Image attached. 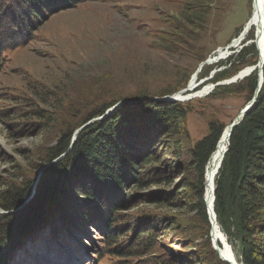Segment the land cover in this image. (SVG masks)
<instances>
[{
    "label": "trees",
    "instance_id": "obj_1",
    "mask_svg": "<svg viewBox=\"0 0 264 264\" xmlns=\"http://www.w3.org/2000/svg\"><path fill=\"white\" fill-rule=\"evenodd\" d=\"M88 1L94 0H0V66L8 61L5 52L33 41L49 15ZM248 3L250 5L251 0ZM249 54L255 59L244 60L243 51L235 58L231 56L216 64L215 67L221 68L208 82L230 78L244 66L256 64L258 54L254 43ZM209 67L206 64L202 66L198 80L206 76ZM256 82L257 68L235 83L214 88L219 92L248 91L251 99ZM38 92L43 99L47 98L44 90ZM211 92L207 96L214 94ZM143 95L137 92L132 96L103 99L93 106L87 103L90 107L82 113L80 111L85 106L77 110L73 107L71 111H65L68 118L75 120L65 124L61 115L58 116L59 112H63L60 106L54 109L58 112L53 114L43 113L39 108L30 109L42 125L56 124L52 131L54 136L48 140H52L53 144L46 141L31 152L28 167H20L15 177L5 181V187L0 192V208L6 211L0 213V246L3 249L0 264H7L14 248L45 223L55 219L66 229L79 233H82L80 226H93L101 233V240L108 247L109 254L117 259L131 257V251L135 250L139 264H228L219 258L212 246L203 200L205 165L226 125L210 120L207 133L190 142L186 124L189 103L185 100L186 103L149 99ZM118 100L123 103L105 118L95 119L75 133L72 142L78 128L103 115ZM162 142L172 145L173 149L167 150L182 164L176 171L171 164L166 168L165 164L160 167L152 165L149 171L143 170L159 161L153 154ZM63 153V158L44 169L36 178L40 166ZM183 171H193V180L179 175ZM175 175L181 180V186L189 191L190 209L195 211V218L202 224V233H193L194 220L184 223L170 216L163 222L171 224L172 233L181 229V233L188 232L191 239H196L197 245H201L194 251L187 246L183 250L177 249L166 259L163 254L143 256L154 251L159 236L150 228L152 219L137 216L142 219L140 222H129L127 217L130 214L122 211L130 208L131 199L124 191L129 190L127 186L130 183L135 189L151 184H163L165 188L176 186L175 189H178L179 183H173ZM214 184L216 220L236 260L241 264H264V79L254 106L229 138ZM176 192L163 193L173 198ZM168 226L166 229H169ZM121 240H124V245ZM204 246H207V251ZM169 249L167 247L166 250ZM102 251L97 250V253Z\"/></svg>",
    "mask_w": 264,
    "mask_h": 264
},
{
    "label": "rangeland",
    "instance_id": "obj_2",
    "mask_svg": "<svg viewBox=\"0 0 264 264\" xmlns=\"http://www.w3.org/2000/svg\"><path fill=\"white\" fill-rule=\"evenodd\" d=\"M249 14L248 0H94L49 15L33 41L5 52L8 61L0 66V192L5 181L29 164L31 152L54 136L56 124L42 125L30 109L53 114L60 106L63 112L58 116L65 124L75 120L68 118L65 110L85 106L82 113L89 104L93 106L113 96L140 92L149 99L160 98L184 89L195 79L199 64L209 58L206 76L193 79L194 83L200 82L195 92L204 84L230 79L234 75L208 82L214 70L221 68L215 65L223 60L235 58L243 51L244 60L254 58L249 54L251 43L231 49L225 58L215 59L221 56L220 47L238 36ZM37 88L47 93L46 99ZM212 92L185 100L190 108L186 123L190 142L207 133L210 120L230 123L251 100L248 91L219 92L214 88ZM167 149L172 150V145L160 143L153 154L159 161L143 170L171 164L176 171L182 162ZM180 174L193 180V171ZM173 183H179L178 189L165 188L163 184L135 189L130 183L129 190L124 191L131 205L122 213L130 214L127 218L132 224L142 220L137 216L152 219L150 228L159 236L154 251L143 256L163 254L166 259L177 249L187 246L194 251L201 245L188 232L181 233V229L172 233L171 224L163 222L170 216L184 223L194 220L193 233H202V224L190 209L189 191L181 186L177 175ZM175 190L173 198L163 193ZM164 194L167 197H161ZM80 228L82 233L66 229L58 219L50 220L14 248L7 264H139L135 250L131 257L117 259L109 254L101 233L93 226ZM204 249L207 251V246ZM97 250L103 251L98 254Z\"/></svg>",
    "mask_w": 264,
    "mask_h": 264
},
{
    "label": "bare ground",
    "instance_id": "obj_3",
    "mask_svg": "<svg viewBox=\"0 0 264 264\" xmlns=\"http://www.w3.org/2000/svg\"><path fill=\"white\" fill-rule=\"evenodd\" d=\"M263 7H264V0H251L250 14L248 16V19L246 20V22L242 26L240 32L238 33V36L235 39H233L224 48L220 47L221 51L219 50L218 52H220L221 56L216 57L215 59L225 58L230 53L231 49L240 48V47L242 48V46L244 44L249 45L251 43L255 44V46L257 48V54H258V56H260V59L264 58L262 41L260 38L261 22H262V17H263ZM251 34H252V36L250 38H247V36L251 35ZM208 60L211 61V58H209ZM257 62H258V60H257ZM252 66L253 65L244 66L239 72H237L235 74L237 76L234 75L235 77H233L231 79H227V80L223 81L222 83H228L231 80L237 81L239 78H241L245 75H248ZM193 79L194 78H192L190 81V84H191L190 86L194 85ZM202 86H203V88L201 87L202 89L200 88L196 92L194 89H192L190 92H186L184 94H179L177 92V93H175V96L181 97L182 95H186V94L188 95V94L196 93L197 96H195V97H203V96L209 94L214 88V84H211V83H209V84L207 83V84H204ZM228 124H226V125H228ZM226 131H227V129L225 130V132ZM226 137L227 136L225 133L224 136L219 140L218 146L213 150L214 152H213L212 156L210 157L208 163L205 165V169H204V180H205L204 198L206 199L207 202H210L211 197H212V186H213V181L215 180L216 169H217L218 163L221 160V156L225 150V147L227 145V138ZM210 228H211V226H210ZM211 231L213 233V237L216 238V240H217L218 246L220 247V250H221L220 251L221 254H223L224 256L230 254L228 246L226 245V242L224 241L223 234H221L222 233L221 229L220 228L216 229V227H215Z\"/></svg>",
    "mask_w": 264,
    "mask_h": 264
},
{
    "label": "water",
    "instance_id": "obj_4",
    "mask_svg": "<svg viewBox=\"0 0 264 264\" xmlns=\"http://www.w3.org/2000/svg\"><path fill=\"white\" fill-rule=\"evenodd\" d=\"M260 38H261V41H262V48H263V51H264V7H263V17H262V22H261V34H260ZM210 61L208 59L202 61L199 66L197 67L195 73H194V81L197 79V75L198 73L200 72L201 68L203 65L205 64H209ZM263 65H264V58L263 59H260V56H258V62L256 64H254L252 67H251V70L250 72L248 73V75L257 68V82H256V87H255V90H254V93H253V96L251 98V100L244 106L242 107L238 114L234 117V119H232L230 121V123L228 125H226L221 133V136L219 137L216 145H215V148L218 146V143H219V140L224 136V134L226 133V138H227V145L225 147V150L221 156V160L220 162L218 163V166H217V169H216V173L219 169V167L221 166V162L223 160V156H224V153L227 151V147H228V142H229V138L234 130V128L241 122V120L243 119V117L252 109V107L254 106V103L257 99V96H258V93L261 89V86H262V83H263ZM216 70H214L215 72ZM213 72V74H214ZM212 74V75H213ZM211 75V76H212ZM248 75H245L241 78H239L238 80H241L242 78L248 76ZM237 76V75H235ZM233 76V77H235ZM232 77V78H233ZM231 79V78H230ZM237 81L235 80H231L230 82L228 83H222V82H219V83H216L214 84V86L216 85H224V84H230V83H235ZM200 84L199 81H197L196 83H194L193 86H190V81L188 83V85L180 90L178 93L179 94H184L186 92H190L192 89L196 88L198 85ZM196 95V93H193V94H186V95H182L181 97H176L175 96V93L174 94H171V95H165L163 97H160V98H153V99H163V100H166V101H184V100H189L191 98H194ZM123 103V101H119L117 102L115 105H113L112 107L108 108L105 113L103 115H101L100 117H97V118H94L92 120H89L88 122H86L84 125H82L80 128H78L75 132H74V135L72 137V142L75 140V133H77L78 131H80L81 129H83L84 127H86L87 125H89L93 120L95 119H103L105 118L107 115H109L117 106L121 105ZM227 129V131L225 132V130ZM71 142V143H72ZM214 151L211 152L206 164L208 163L210 157L212 156ZM65 155V153L61 154L60 156H58L57 158H54L50 161H48L45 165H42L38 168V171H37V179L40 177L41 173L43 172L44 169H46L47 167H49L51 164L57 162L58 160H60L61 158H63ZM214 188H215V184H214V181H213V186H212V197H211V200L210 202H207L206 199L204 198V189H205V180L203 182V200H204V206H205V209H206V214H207V217H208V221H209V224L211 226L210 228V231H209V235L211 236V242H212V246L214 248V250L218 253L219 255V258L228 263V264H241L239 263L235 257V254L234 252L232 251L231 249V246L228 244V242L226 241V237L223 233V238L226 242V245L228 246V249H229V253L228 255L224 256L223 254H221V250H220V247L218 246V243H217V240L216 238L213 237V233H212V229L216 227V229L219 228V225L217 223V220H216V214L214 212V208H213V205H214V199H215V195H214ZM0 213H6V211L2 210L0 208ZM222 243V242H221Z\"/></svg>",
    "mask_w": 264,
    "mask_h": 264
}]
</instances>
